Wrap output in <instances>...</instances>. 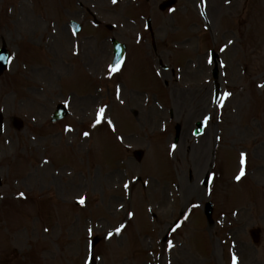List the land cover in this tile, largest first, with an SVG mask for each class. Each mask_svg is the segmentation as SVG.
<instances>
[{
    "label": "rangeland",
    "instance_id": "obj_1",
    "mask_svg": "<svg viewBox=\"0 0 264 264\" xmlns=\"http://www.w3.org/2000/svg\"><path fill=\"white\" fill-rule=\"evenodd\" d=\"M163 1L0 0L11 56L0 76V264H83L92 240L96 264H264V0H176L160 12ZM70 20L85 25L77 39ZM110 38L129 62L144 58L118 87L119 76L105 79ZM211 50L222 62L215 106ZM60 103L68 115L51 123ZM242 160L247 174L235 180Z\"/></svg>",
    "mask_w": 264,
    "mask_h": 264
},
{
    "label": "snow or ice",
    "instance_id": "obj_2",
    "mask_svg": "<svg viewBox=\"0 0 264 264\" xmlns=\"http://www.w3.org/2000/svg\"><path fill=\"white\" fill-rule=\"evenodd\" d=\"M113 2L115 3L116 0H113ZM229 43H231V41H229ZM208 62L211 63V59H209ZM119 63H120V61L118 60V61L116 62V64L119 65ZM117 70H118V67H111V71H112V72H115V71H117ZM227 95H230V93H225V96H227ZM103 112H104V109H103V108L99 109V112H98V114H97V115H98V120H97V122H99V117L102 116ZM208 119H209L208 117H205V121H207ZM84 135L87 136V135H89V133L85 132ZM173 148H175V145H173ZM243 155H244V154H242V157H243ZM242 162H243V160H242ZM243 175H244V171H243V169H241V172H240L239 175L236 176V179L239 180V179L241 178V176H243ZM124 187L127 188L128 185L125 184ZM20 195L23 196V193H21ZM79 203H80V204H83V203H84V198H80V199H79ZM129 215H131V213H129ZM121 227H123V225H122ZM120 231H121V228H117V229H116V232H117V233H119ZM89 232H91V229H89ZM111 235H112V233H108V236H109V237H111ZM169 243H171V242H169ZM232 260H233V264H236V260H237V258H236L235 256H233Z\"/></svg>",
    "mask_w": 264,
    "mask_h": 264
},
{
    "label": "water",
    "instance_id": "obj_3",
    "mask_svg": "<svg viewBox=\"0 0 264 264\" xmlns=\"http://www.w3.org/2000/svg\"><path fill=\"white\" fill-rule=\"evenodd\" d=\"M172 4V2H167L166 4H164L161 8L163 9L164 7H166V6H169V5H171ZM4 68V66H2L1 68H0V72L2 71V69ZM214 77H215V75H213ZM60 117H56L55 119H59ZM137 155H138V157H140L141 156V154L140 153H137ZM210 205L208 204L207 205V210L205 211L206 212V214H207V216L209 217V215H210Z\"/></svg>",
    "mask_w": 264,
    "mask_h": 264
},
{
    "label": "bare ground",
    "instance_id": "obj_4",
    "mask_svg": "<svg viewBox=\"0 0 264 264\" xmlns=\"http://www.w3.org/2000/svg\"><path fill=\"white\" fill-rule=\"evenodd\" d=\"M185 192H186L187 195L189 194V192H187V191H185Z\"/></svg>",
    "mask_w": 264,
    "mask_h": 264
}]
</instances>
